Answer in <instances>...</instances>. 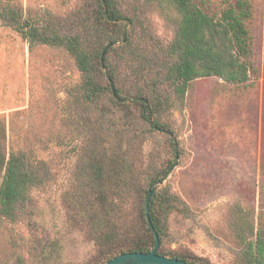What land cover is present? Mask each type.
Returning <instances> with one entry per match:
<instances>
[{"label":"trees","instance_id":"1","mask_svg":"<svg viewBox=\"0 0 264 264\" xmlns=\"http://www.w3.org/2000/svg\"><path fill=\"white\" fill-rule=\"evenodd\" d=\"M165 1L175 7L179 21L174 39L161 51L163 60L167 55L162 80L169 92L161 101L156 95V60L143 47L148 38L134 34L132 29L139 23L123 13L120 0H79L64 13L41 12L27 18L21 8L0 0L4 26L19 33L29 47L40 44L64 50L80 76L67 96L70 141L78 144L69 157L72 173L62 205L69 225L93 243V254L85 264H103L122 253L149 252L154 232L159 255L209 264L166 246L168 216L185 207L167 188L159 189L179 154L174 131L163 115L165 105L173 104L171 98L181 102L188 85L197 79L213 77L241 90L256 86L257 57L250 30L254 7L250 0ZM122 72L130 76L131 89L120 86ZM1 123L0 222L13 224L20 221L30 190L42 184L50 171L34 150L17 149L13 131ZM157 132L165 139V158H155L158 163L142 173L138 145ZM153 189L148 204L151 231L145 201ZM236 217L234 264H264L262 216ZM42 241L33 239L30 256L15 253L12 264H52V251ZM31 258L35 260L30 263Z\"/></svg>","mask_w":264,"mask_h":264},{"label":"rangeland","instance_id":"2","mask_svg":"<svg viewBox=\"0 0 264 264\" xmlns=\"http://www.w3.org/2000/svg\"><path fill=\"white\" fill-rule=\"evenodd\" d=\"M3 1L21 8L27 18L41 12L64 13L79 0ZM250 1L256 86L241 90L217 78L197 79L188 85L181 102L171 98L173 104L165 105L163 115L174 131L179 154L159 189L167 188L185 207L168 216L166 246L209 264H234L238 244L232 229L237 214L260 215L264 227V0ZM120 3L123 13L139 23L132 29L137 38H148L143 47L156 60V95L164 101L169 96L162 80L167 55L163 60L161 51L176 33L175 7L165 0ZM79 79L64 50L29 47L19 33L0 22V124L3 120L13 131L17 149L34 150L50 171L30 190L20 221L0 222V264H12L15 253L30 256L33 239L46 242L52 264H85L93 254V243L69 225L62 205L72 173L69 157L78 144L70 141L67 96ZM120 86H132L128 73H121ZM15 112L19 114L13 116ZM164 141L157 132L139 143L142 173L158 163L155 158H165Z\"/></svg>","mask_w":264,"mask_h":264},{"label":"water","instance_id":"3","mask_svg":"<svg viewBox=\"0 0 264 264\" xmlns=\"http://www.w3.org/2000/svg\"><path fill=\"white\" fill-rule=\"evenodd\" d=\"M110 83V89L112 92V95L116 97L115 95V88L113 84ZM155 192V190H151L148 193L147 199L145 201V214H146V221L148 224V227L151 231H154V228L151 224L149 215H148V204L149 200L152 196V194ZM154 245L152 249L149 252H129V253H122L117 256H114L113 258L109 259L103 264H189L182 260L176 259V258H169L165 257L163 255H159L157 253L158 247H159V239L158 235L154 232Z\"/></svg>","mask_w":264,"mask_h":264}]
</instances>
